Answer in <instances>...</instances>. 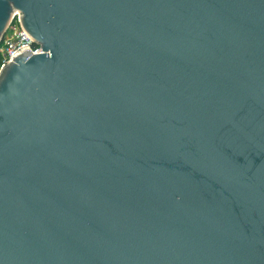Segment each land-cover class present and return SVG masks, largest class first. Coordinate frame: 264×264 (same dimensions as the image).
Segmentation results:
<instances>
[{
  "label": "water",
  "instance_id": "1",
  "mask_svg": "<svg viewBox=\"0 0 264 264\" xmlns=\"http://www.w3.org/2000/svg\"><path fill=\"white\" fill-rule=\"evenodd\" d=\"M0 264H264V0H0Z\"/></svg>",
  "mask_w": 264,
  "mask_h": 264
},
{
  "label": "built area",
  "instance_id": "2",
  "mask_svg": "<svg viewBox=\"0 0 264 264\" xmlns=\"http://www.w3.org/2000/svg\"><path fill=\"white\" fill-rule=\"evenodd\" d=\"M21 12L15 10L7 25L4 36L0 41V56L2 64L5 65L12 57L16 56L24 49H30L31 53H42V44L33 39L20 24Z\"/></svg>",
  "mask_w": 264,
  "mask_h": 264
},
{
  "label": "trees",
  "instance_id": "3",
  "mask_svg": "<svg viewBox=\"0 0 264 264\" xmlns=\"http://www.w3.org/2000/svg\"><path fill=\"white\" fill-rule=\"evenodd\" d=\"M1 64H2V57L0 56V67H1Z\"/></svg>",
  "mask_w": 264,
  "mask_h": 264
},
{
  "label": "rangeland",
  "instance_id": "4",
  "mask_svg": "<svg viewBox=\"0 0 264 264\" xmlns=\"http://www.w3.org/2000/svg\"><path fill=\"white\" fill-rule=\"evenodd\" d=\"M0 70H1V68H0Z\"/></svg>",
  "mask_w": 264,
  "mask_h": 264
}]
</instances>
